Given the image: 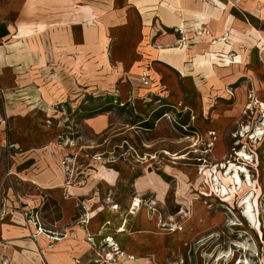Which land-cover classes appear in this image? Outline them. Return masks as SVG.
<instances>
[{
    "label": "rangeland",
    "instance_id": "374dc122",
    "mask_svg": "<svg viewBox=\"0 0 264 264\" xmlns=\"http://www.w3.org/2000/svg\"><path fill=\"white\" fill-rule=\"evenodd\" d=\"M227 1L0 0V264H122L123 246L111 260L101 238L78 237L92 211L57 227L58 203L35 189L38 175L78 188L88 174L93 193L95 170L165 184L143 203L177 241L150 264H183L186 250L191 264H264V0ZM166 47L184 48L181 70ZM66 237L77 245L57 247Z\"/></svg>",
    "mask_w": 264,
    "mask_h": 264
},
{
    "label": "crops",
    "instance_id": "0c3cea01",
    "mask_svg": "<svg viewBox=\"0 0 264 264\" xmlns=\"http://www.w3.org/2000/svg\"><path fill=\"white\" fill-rule=\"evenodd\" d=\"M160 1L166 3L164 5L171 7L182 5L181 0H178V2L174 0L175 3H173L172 1L169 2L167 0ZM198 1L202 4V2H206L207 0ZM89 121L91 122L92 127H94L95 125H99L96 122L95 118L89 119ZM96 165H98L97 162ZM94 172L97 173V176L94 177V180L96 181V192L93 193H87V190L91 189L89 188L88 184L93 181V176H91L89 179L87 178L88 174H85L84 176V179L86 180L85 185L78 188L71 186L67 188L64 187L59 171L56 172L59 173L57 177L52 174L51 178H48V180L45 179L43 175L34 177L37 183V187L35 189L39 193L38 195H44V197H52L53 201H56L58 203L61 219L57 222V227L66 225L65 222L72 215H74L76 208L78 209L79 204H81L85 211H92L94 213V217L92 219H89L90 223H88L86 226H82L83 228L79 230V238L82 239V237H85L86 234L87 236H91L93 238H101L100 240H103L104 237L111 238L118 247L123 246L122 251L125 258H128L130 256L134 257V264H145V262L150 264L151 262H155V260H160V258H155L157 257L156 248L160 245V242L163 241L161 243L163 245V248L168 249L177 241V237L172 233L163 234V232L160 233L159 231H157L158 227L156 228L155 224L153 225L150 223V221H152V218L148 217L147 209L146 207H144L145 205L143 203L145 201L143 200L146 195L153 191V193H160V198L157 199L159 200V202L162 201L164 192L166 190L165 184L161 180L152 178L149 173L147 174V176L140 177L138 179H131L130 174L128 173L121 176V178L119 179V170L117 171V178L115 174L106 173V171L95 170ZM50 189L52 190L51 194L47 192ZM62 193L68 194L66 200H63L61 198ZM77 195L82 196L78 197ZM136 198H142L140 199V209L137 213H135V215L129 216L132 209L131 203ZM104 199H109L114 205L117 206V209L112 210L108 206L103 205L102 201ZM144 213L147 215V222H142L141 219L139 220L138 216L143 215ZM105 215H107L108 220H100L102 219L101 216ZM119 216L121 219L120 224ZM114 218H116V224L111 223L110 221ZM126 219H128V226L125 227L123 233H119V228L123 226ZM67 238L68 237L61 239L58 242L57 247H60L64 242H66L69 247H75L77 245L72 240ZM83 241L85 242V240ZM87 245L90 246L89 244ZM83 247L85 248L86 244ZM180 260L183 264H191L192 260L196 261V258H194V256H191L190 251L186 250V252L183 254V258H181ZM125 261L127 260L125 259ZM130 261L124 263L132 264V262ZM121 263L123 264L122 261Z\"/></svg>",
    "mask_w": 264,
    "mask_h": 264
},
{
    "label": "bare ground",
    "instance_id": "6f19581e",
    "mask_svg": "<svg viewBox=\"0 0 264 264\" xmlns=\"http://www.w3.org/2000/svg\"><path fill=\"white\" fill-rule=\"evenodd\" d=\"M209 1H211L212 3H221V5H222V7H223V9L225 10V11H227L230 7H231V4H229L228 3V1L227 0H209ZM257 2V1H256ZM259 2V1H258ZM260 3V2H259ZM233 4V3H232ZM256 4V3H255ZM216 6V5H215ZM250 6V5H249ZM248 8V7H247ZM246 8V9H247ZM244 9V8H243ZM217 12V14H220V11H216ZM246 12H247V10H246ZM164 14V13H163ZM221 14H222V12H221ZM164 17H165V19H166V13H165V15H163ZM175 21V20H174ZM173 21V22H174ZM224 24V23H223ZM173 27V26H172ZM227 27H228V25H227ZM103 30V29H102ZM181 32H182V34L184 33V31H183V29L181 30ZM223 32V31H222ZM101 37V36H100ZM226 39L224 38V39H219V43H221V42H223V43H225L224 41H225ZM229 41V40H228ZM179 43V42H178ZM216 44V42L214 43V45ZM222 47L224 46L223 44L221 45ZM227 46H228V44H227ZM181 47V46H180ZM228 47H230V46H228ZM171 47H166L165 49H163L162 50V55H163V58L169 63V64H171V65H173L174 67H177L178 69H180L181 70V68H183L184 67V65H183V62H184V59L186 58L185 57V55H184V48H171ZM226 48V47H225ZM219 49H221L220 47H219ZM216 50H218V47H217V49ZM223 50H224V48H223ZM226 50L228 51V52H230V50L229 49H227L226 48ZM227 51H224V52H226L227 53ZM223 51H221L220 53H223V54H226V53H224ZM228 72V71H227ZM225 75L226 74H220L219 75V78L220 79H223L224 80V83L221 81L220 83L221 84H225ZM147 76V75H146ZM239 78V77H238ZM238 78H237V80H238ZM234 79H236V78H234ZM236 80V81H237ZM227 84V83H226ZM228 86L230 85V84H227ZM226 85V86H227ZM222 93V92H221ZM255 137V136H254ZM169 153H166V155H168ZM170 156V155H169ZM241 156L242 157H244V156H246V155H244V154H241ZM183 159V157H177V156H172V160H174V161H179V160H182ZM226 168H227V166H226ZM226 170V169H225ZM227 174H229V176L231 177V180H232V184H233V186L235 187V189H240V186H241V183H240V177H239V175H240V173H245V171L242 169V167L241 168H239V167H236V166H234V165H232V164H229V166H228V168H227ZM233 175V176H232ZM228 176V175H227ZM199 178V177H198ZM215 181H216V179H215ZM140 185V184H139ZM213 187V186H212ZM222 190H223V192H222V196L224 197V196H228V193H227V191L224 189V188H222ZM204 192V191H203ZM221 192V191H220ZM155 195H157L156 196V200L159 202V200L157 199V198H160L159 197V195H160V193L158 192V193H154V196ZM252 193H251V197H252ZM133 204H134V206L132 207V209H131V211H130V214H132V215H135V213H137L138 211H139V209H140V204H141V202H140V199H138V198H136V199H134L133 200V202H132ZM131 203V204H132ZM154 204V203H153ZM240 205L243 207L244 206V209H242V218H244V220H246V223L247 224H249L250 226H253V227H255L256 226V223H255V219H254V216H253V213H252V208H251V203H250V199L249 198H247V197H245V198H243L242 199V201L240 202ZM136 211V212H135ZM181 213H183V212H181ZM124 222V221H123ZM126 225H127V222L125 221L124 222V224H123V226L120 228V230H119V232H124V230H125V227H126ZM232 225H234V224H232ZM105 238V237H104ZM57 251H60V250H58L57 249ZM56 251V252H57ZM119 255V254H118ZM132 258L133 257H128V258H125L124 257V254H123V252L120 254V259H121V261L123 262V264H126V263H124V262H129L130 260H132ZM109 259H111V256H109ZM125 259L127 260V261H125ZM129 259V260H128Z\"/></svg>",
    "mask_w": 264,
    "mask_h": 264
},
{
    "label": "built area",
    "instance_id": "2783aa9c",
    "mask_svg": "<svg viewBox=\"0 0 264 264\" xmlns=\"http://www.w3.org/2000/svg\"><path fill=\"white\" fill-rule=\"evenodd\" d=\"M134 206V204L132 203V207ZM112 210H116L117 209V206L116 205H113L111 207ZM41 231V229H39ZM102 244L104 246H106V248L108 249L109 253H106L105 254V257L104 258H108L109 259V256H111V260L114 258V257H117L119 258V247L117 246V244L115 242L112 241L111 238H105L103 239L102 241ZM109 260V261H111Z\"/></svg>",
    "mask_w": 264,
    "mask_h": 264
}]
</instances>
